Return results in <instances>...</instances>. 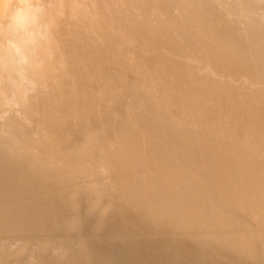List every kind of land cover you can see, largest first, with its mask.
Instances as JSON below:
<instances>
[{
	"label": "bare ground",
	"instance_id": "1",
	"mask_svg": "<svg viewBox=\"0 0 264 264\" xmlns=\"http://www.w3.org/2000/svg\"><path fill=\"white\" fill-rule=\"evenodd\" d=\"M0 264H264V0H0Z\"/></svg>",
	"mask_w": 264,
	"mask_h": 264
}]
</instances>
